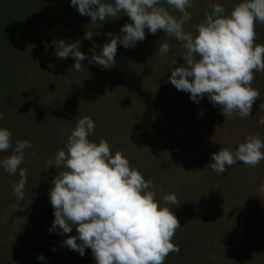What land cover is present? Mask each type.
Returning a JSON list of instances; mask_svg holds the SVG:
<instances>
[{
	"label": "rangeland",
	"instance_id": "rangeland-1",
	"mask_svg": "<svg viewBox=\"0 0 264 264\" xmlns=\"http://www.w3.org/2000/svg\"><path fill=\"white\" fill-rule=\"evenodd\" d=\"M240 2L193 0L185 31L195 36V26L212 5L220 3L230 14ZM169 12L182 15L171 7ZM119 15L92 24L70 0H0V128L12 132L13 147L25 139L34 146L25 150L21 165L27 170L23 200L9 183L19 175L0 167V264H96L90 248L81 256L62 246L68 235H78L75 227L70 234L49 231L54 221L49 191L63 169H44L46 161L65 148L83 116L95 122L90 141L107 140L113 155L122 152L145 180L163 186L156 199L172 208L182 226L172 240L180 251L170 253L164 264H264V192L259 191L264 161L256 167L238 161L220 175L205 169L221 148L235 150L249 135L264 140V125L258 123L264 117V73H254L252 87L260 98L251 118L226 119L207 96L194 103L190 93L170 83L172 70L185 63V50L162 30L145 29V39L135 47L118 45L112 68L89 63L91 50L99 54L109 41L108 32L120 35L131 23L123 12ZM255 31V43L264 45V23L257 22ZM86 32L93 34L91 40L84 38ZM60 40L80 41L79 50L89 57L81 71L73 69L74 57L55 55ZM160 42L170 45L168 54H157ZM11 151L0 152V160ZM170 193L179 206L164 204L162 196Z\"/></svg>",
	"mask_w": 264,
	"mask_h": 264
},
{
	"label": "clouds",
	"instance_id": "clouds-1",
	"mask_svg": "<svg viewBox=\"0 0 264 264\" xmlns=\"http://www.w3.org/2000/svg\"><path fill=\"white\" fill-rule=\"evenodd\" d=\"M70 3L80 15L89 16L92 24L118 18L121 12L131 20L121 27L120 35L108 32L109 41L99 54L93 48L90 59L79 50L80 41L60 40L55 55L60 59L74 57V70L81 71V62L86 59L104 69L112 68L118 45L135 47L145 39V29L151 34L162 30L185 50L182 55L185 63L175 67L169 77L177 90L190 93V99L197 104L207 96L226 119L234 118V114L251 118L253 104L260 98V91L252 87L254 73H264V45L255 43L256 23H264V0H242L233 6L230 14H226L222 4L212 5L211 12L205 10L204 21L195 26V36L184 29L191 19L187 9L194 6L193 0H113L111 3L70 0ZM169 7L182 15L170 14ZM92 36L86 32L84 38L91 40ZM169 51L170 45L160 42L157 54L166 55ZM258 123L264 125V117ZM94 132L93 119L79 118L67 136L65 148L46 161L44 169H63L53 178L49 191L54 209L49 231L59 228L60 234H70L75 227L78 235H68L62 246L81 256L90 248L96 264H164L170 253L180 251L172 240L182 226L172 208L161 206L156 199L157 192L164 191L163 186L157 188L153 180H145L122 152L113 155L107 140L90 141L89 136ZM33 147L27 139L17 140L13 147L12 132L0 128V152L12 150L0 160V167L10 175H19L18 181L9 180V183L20 200L24 198L27 183V170L21 165L25 163V150ZM32 155H36L34 150ZM238 161L245 167H256L264 161V140L259 134L247 136L235 150L221 148L212 153V162L205 169L220 175ZM259 191L264 192V184ZM162 200L165 205H180L175 193L163 195ZM38 259L45 258L41 255Z\"/></svg>",
	"mask_w": 264,
	"mask_h": 264
},
{
	"label": "bare ground",
	"instance_id": "bare-ground-1",
	"mask_svg": "<svg viewBox=\"0 0 264 264\" xmlns=\"http://www.w3.org/2000/svg\"><path fill=\"white\" fill-rule=\"evenodd\" d=\"M165 150V149H164ZM173 150V149H172ZM174 152V151H173ZM170 156V155H169Z\"/></svg>",
	"mask_w": 264,
	"mask_h": 264
}]
</instances>
